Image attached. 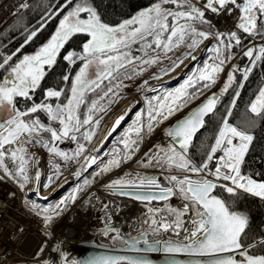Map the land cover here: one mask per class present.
I'll use <instances>...</instances> for the list:
<instances>
[{
    "label": "snow or ice",
    "instance_id": "obj_1",
    "mask_svg": "<svg viewBox=\"0 0 264 264\" xmlns=\"http://www.w3.org/2000/svg\"><path fill=\"white\" fill-rule=\"evenodd\" d=\"M165 4H174V7H165ZM30 7L28 0H24L18 5L17 11ZM65 8L67 10L59 18L51 36L34 51L24 52L18 56L24 46ZM206 9L217 13L227 11L229 14L238 9V29L253 36H264V0H200V3L193 0H155L131 16L120 19L118 23L105 22L91 0H76L74 4L70 3V0H63L58 7L48 8L43 13L39 27L25 29L26 39H23L14 50L0 52V70L3 72L0 78V103L11 105L8 118L0 120V169L14 179L21 189L32 181L35 190L39 188L41 170L37 164L35 174L32 176L29 173V166L30 162L36 164L40 157L34 153H26L25 144L35 138L36 143L43 144L49 153L64 157L65 160L69 159V155L79 157L88 148L87 142L92 141L93 133L96 131V125L99 123L96 114L107 107V102L115 97L116 94L112 93L111 89L120 87L119 81L113 85V80L122 72L134 74L142 71L132 63L146 62L141 56L133 54L135 43L139 42V51L145 53L147 50L155 51L151 49L153 43L157 47L162 46L167 52L170 47L186 42L187 50L171 61V67L174 68L185 57H191L195 61L197 56L193 55V52L197 45L210 35L216 37L206 48L211 54L210 57L204 59L203 66L193 67L181 85L175 89L157 86L154 95L145 96V108L136 112L132 124L122 134L124 139L120 140L117 137L111 152L105 153L108 156L106 161L102 160L100 155H84L80 166L73 173L77 178L82 177L81 182L76 183L52 204L31 201V207L43 217L45 225L59 215L69 201H74L79 191L92 182V178L103 175L130 159L140 147V141L146 132H151L160 122L168 120L186 103L201 95L202 90L210 88L223 66L236 56L232 47L234 44L240 46L241 36L236 30L211 31L212 25L206 18ZM204 26L208 30H205ZM74 33L87 34L89 38L84 40L79 52L70 50L64 56V60L70 65L77 59L82 60L75 75L71 77L70 87L67 85L70 77L65 74L62 77L63 86L46 88L44 98L40 102L32 101L29 106L27 101L31 100L46 71L56 63L62 46ZM165 36L167 39H164ZM258 47L257 52H254L253 47L243 49V55L255 58L250 59L249 64L243 68L233 64L220 92L209 94L199 105L166 128L164 131L167 143L155 145V150L149 149L144 153L147 159L141 158L139 161L140 164L160 169L165 165L169 169L177 167L189 174L164 176L169 185L165 187L156 173L125 172L109 180L106 185L111 192L135 196L143 201L169 197L174 189H178L177 195L185 201L183 207L167 206V211L176 216L174 222L170 223L165 219V214L159 208H148L146 213L148 221L144 230L138 232L136 236H129L108 223L107 211L104 217L105 224L102 230L105 236L110 232L115 233L110 237L113 245L119 241L120 244L116 246L136 249L139 252L158 251L165 255L158 261L148 256L120 255L114 252L66 259L67 251H61L55 264H117L118 261H128L130 264H264V238L253 240L252 243L247 242L249 216L247 212L236 208L235 204V201L245 193L264 198V171L257 173L255 170L244 169L245 154L249 150L250 142L253 141L252 127L251 125L238 127L230 123L228 118L252 70L251 66L255 65L257 60L264 59V44ZM157 58L155 55L150 56L147 62H154ZM93 65L95 75L89 71ZM163 71L165 69H161V73ZM236 71H239L243 78L234 85L235 94L225 106L224 111L228 115L222 117L214 142L210 144V150L202 158V162L196 161L190 158L189 145L193 142L197 130L205 125L206 114L215 115L214 109L220 102V94L227 91L229 85L236 80L234 75ZM105 79L108 80V84L102 85ZM193 86L195 90L189 91ZM105 87L107 93L104 91ZM94 89L101 95L95 96L93 93L94 99L87 105L81 119L80 106L85 103L86 92H93ZM16 97L25 98L22 110L17 107ZM53 98L55 103L51 102ZM62 98L65 101L63 103ZM248 107L252 113L264 115V87L259 88ZM37 110L47 114L48 123L42 122L35 114ZM123 115L122 113L115 118L113 128ZM57 122L59 126H53ZM41 132H49L50 140L40 137ZM133 133L135 135H130ZM66 140L75 142V149L58 146L57 141ZM117 142L122 144V147H115ZM96 151L97 148L89 149L90 153ZM218 152L219 154L215 156V165L211 167L210 161ZM6 158L11 160L12 167L5 162ZM93 164L97 165L95 170L90 176L85 174ZM54 168L55 171L49 173L43 184L45 190L52 184L53 176L60 175L61 166L55 164ZM225 192L230 199L222 198ZM39 195L37 192V196ZM157 213H160L158 218ZM185 213L192 219L189 226L181 231V218ZM168 228L178 233L179 238H155L157 233ZM149 233L153 234L152 237ZM141 241L143 248L140 246ZM177 253L200 254L206 258L180 259L175 255ZM36 255L39 257L40 252L38 251ZM35 264L54 262L52 259L42 261L38 259Z\"/></svg>",
    "mask_w": 264,
    "mask_h": 264
},
{
    "label": "trees",
    "instance_id": "obj_2",
    "mask_svg": "<svg viewBox=\"0 0 264 264\" xmlns=\"http://www.w3.org/2000/svg\"><path fill=\"white\" fill-rule=\"evenodd\" d=\"M75 2L76 0H70V3L72 4ZM91 2L93 6L97 8V11L101 14V18L104 19L105 22L118 23L120 19L131 16L140 8L146 7L150 3L155 2V0H91ZM28 3L31 5L30 8L26 10L20 9L19 12L16 10L8 21L3 24V26L0 24V52H9L14 50L23 42V39H26V36L24 35L25 29L27 28L31 30L33 27H39V20L43 13L47 11L48 8L58 7L60 3H63V0H28ZM66 10L67 8L63 9L60 13L53 17V19L50 20L45 27L37 33L33 40L26 44L22 51L17 55L20 56L24 52L34 51L39 44L44 43L51 36V33L55 31L59 18ZM198 27L201 26L198 25ZM204 27L207 29L206 26ZM236 31L241 36V46L247 41L248 37L243 32L239 30ZM87 38V34L74 33L69 40L66 41L57 56L56 63L51 69L46 71L45 76L41 79L40 85L34 90L31 100L27 101L29 106L32 101L40 102L44 98L46 88L57 85L63 86L64 82L62 81V77L65 74H68L70 77L67 82V85L70 87L71 77L79 68L82 60L77 59L75 63L70 65L68 61L64 60V56L70 50L79 52L82 49L84 40ZM240 46L234 44L232 51H236ZM139 48V42L135 43L133 45V54L141 56L146 62L148 57L155 55L151 54L152 51L148 50L145 53H141ZM164 52L165 51L162 52L163 55ZM243 59L244 57H239L236 59V62H241ZM132 63L139 68L147 65H144L145 63L139 64L136 61H133ZM251 67L252 70L249 72V75L244 82L240 96L237 97V103L233 106L232 113L228 115L224 109L230 102L232 96L235 94L234 85H236L238 81L243 78L242 74L239 72L234 73L236 80L232 85H229L227 91L220 95V102H218L216 108L214 109L215 115L209 113L205 116V125L199 129L193 137V142L189 145L190 158L202 162V158L205 157L207 151L210 150V144L214 142L215 133L218 131L219 123L222 122V117L224 115H228L230 123L236 124L238 127H245L248 125H251L252 127L253 141L250 142L249 150L245 154V162L243 165L244 169L246 171L255 170L257 173L264 171V115L260 113H252L248 107L251 99L255 98V95L258 93L259 88L264 87V59L257 60L256 64ZM138 75L139 72L134 74H126L122 72L116 80H113V85L119 81L120 87L118 89L113 87L111 92L116 93V91L123 86L126 80H132V78H135ZM2 76L3 72L0 70V78H2ZM107 84V79L102 81V85ZM194 90L195 86L189 89V91ZM104 91L106 93L108 92L106 87L104 88ZM204 91L205 90H202V92ZM93 93H95V96L101 95V93L96 89H94L93 92H86L85 103L80 106L81 119H83V114L87 105L91 103L92 99H94ZM108 95L110 96L111 93H108ZM61 102H65L63 98L61 99ZM24 106L25 98H18L17 107L22 110ZM35 114L40 115L41 113L37 110ZM39 136L43 139H49L47 132H41ZM32 140L35 142V146L45 147L41 143H36L35 138ZM5 162L9 165V167H12L10 159L6 158ZM161 182L164 183L163 180H161ZM217 193L220 194L219 192ZM222 198L230 199L226 192ZM235 204L236 208L246 210L250 216V226L247 229V242L251 243L255 239L264 238V198L259 199L252 195L243 194L235 201Z\"/></svg>",
    "mask_w": 264,
    "mask_h": 264
},
{
    "label": "built area",
    "instance_id": "obj_3",
    "mask_svg": "<svg viewBox=\"0 0 264 264\" xmlns=\"http://www.w3.org/2000/svg\"><path fill=\"white\" fill-rule=\"evenodd\" d=\"M23 2L24 0H0V24L5 22L18 8V5ZM193 2L200 3L197 0H193ZM235 11L236 14H231V16L226 11L227 16H230V18L222 20L221 23H214L208 17L206 18L211 21V24L217 29L228 32L232 31L237 25L239 10L237 9ZM256 44L258 46L260 44H264V36L257 38L254 41V45ZM204 53L207 55L206 58L211 55L207 51ZM238 66L239 68H243L245 64H238ZM185 79L186 78L177 80L176 84L172 88L171 86H166L165 81L159 83V85L162 86V88L175 89L181 85ZM163 125V122L156 125V127L153 128L154 137H151L152 140L156 142L166 144L167 140L165 139V134L162 131ZM53 126L58 127V122ZM147 141L150 140L144 135L141 148L147 146ZM74 143L75 142L71 140L63 142L57 141L60 148L67 149H72ZM26 153H34L40 157L36 164L30 162L29 166V173L32 176L35 174L37 164L41 170L38 189L33 190L35 188V184L32 181H30L24 189H21L14 179L0 169V196L8 202L4 209L0 208V226L4 229V233L1 234L0 238L6 242V244L1 245L0 264H10L12 262L33 263L38 259L41 261L43 259H52L55 264V262L59 260L60 252L65 251V234H61L65 233V213L68 211L70 205L76 203L79 199H81L80 202L83 203L84 200L88 198V194L86 191L81 194L79 198H76L74 201H70L66 209L64 207V209L60 211L59 215L53 217V219L45 225L43 217L31 207V201L52 204L59 200L60 196L64 195L68 189L73 188L76 183L81 182V178H78L73 183H67V179H65V174L71 171V168H69L71 155H69L68 160H65L64 157L49 153L47 148L43 149L38 147H28ZM218 154L219 152L214 154L212 161H210L211 167H214L215 156ZM54 157L57 159V164L61 166L60 175L58 177L53 176L52 184L47 190H45L43 187L44 182L47 180L49 173L55 171V163L53 161ZM136 170L139 173H142L146 169ZM158 170L164 172L167 171L160 168H158L157 171ZM167 172L172 173V175L177 174L176 171ZM158 174L164 177L163 174ZM1 184H4L5 186L2 187ZM30 192H32L31 195H29ZM37 192H39V196H37ZM134 202L140 207L143 205L142 203L136 201ZM93 236L95 237L87 239L97 240L98 242L108 244V240L101 239L99 236L97 237V235ZM257 248L259 250V245H257ZM38 251L40 252L39 257L36 255Z\"/></svg>",
    "mask_w": 264,
    "mask_h": 264
},
{
    "label": "rangeland",
    "instance_id": "obj_4",
    "mask_svg": "<svg viewBox=\"0 0 264 264\" xmlns=\"http://www.w3.org/2000/svg\"><path fill=\"white\" fill-rule=\"evenodd\" d=\"M165 7H174V4H165L164 5ZM8 20H6L5 22H7ZM2 23L1 26H3ZM212 25V24H211ZM198 26V25H197ZM237 29V28H236ZM205 30H207L205 28ZM211 31L215 32L217 31V28L212 25V28H211ZM167 39V37H166ZM216 39L215 36H212L210 35L209 37H206L204 38L199 45H197L195 51L193 52V55H196L197 56V65L199 66H203V61L204 59L207 57V55L205 53H201V50H206L207 46L212 44V42ZM256 39L254 38H249L247 39V41L245 42V46L244 45H241L236 51H234V53H238V52H241L243 49H245L247 47V45L249 47H253L254 49V52L259 50V47L258 45H254V41ZM185 50H187V43L186 42H183L181 43L180 45H176L175 47H170L169 50L167 52H164V55L162 54V50L158 53L156 51V53H151V54H155V56H157V60H155L154 62H146L144 65V67H140L142 69V71H139V75L135 78H132V80H126L123 84V86L116 91V95L114 98H112L110 100V102H107V107L103 108L101 112L97 113L96 115L98 116V119H99V123L96 125V131L93 133V138L92 140L95 138V135H97V132L98 130L100 129V125L102 124V121L103 119L108 116L112 111H114V109L120 105L121 101H123V99H125L127 96H129L131 93H135L137 91H140V89L142 87H145V85L149 84L150 82L156 80V79H161V78H168L170 77V75H172L175 71H173L177 66L181 65L183 62H185V66H186V63L189 62L191 59V57H185L180 63L176 64V66L173 68L171 67V61L174 57H177V56H180L181 53H183ZM188 51H192V50H188ZM142 55V54H141ZM200 56V57H199ZM237 56V55H236ZM234 56L231 60H229L228 62L230 61H234V58L236 57ZM246 56V55H244ZM238 58V57H236ZM227 62V63H228ZM195 65V67L197 66ZM233 65V63H232ZM232 65H230L227 69V71L225 72V75L223 73L222 77L219 78L218 81L215 80L214 83H212L211 87L208 88L207 90H205L204 92H202L201 95H198L195 97V99H192L190 102L186 103L185 106L180 109L179 111L175 112L171 117L168 118V120L165 121V126H163V130H165L166 128H168L170 126V124L178 117H180L181 115L185 114L189 108H191V106L197 101L199 100L201 97L203 96H208L209 94L211 93H218L220 92V89L224 86V83L227 79V76H228V72L232 69ZM161 69H165V71H163V73H161ZM170 69V70H169ZM183 69V68H182ZM177 70V69H176ZM90 73L92 75H95V66H91L90 68ZM190 72H191V69H190ZM155 74V75H154ZM222 74V72H221ZM220 74V76H221ZM176 75V74H175ZM173 76V75H172ZM217 79V78H216ZM224 93V92H223ZM221 93V94H223ZM155 94V93H154ZM152 94V95H154ZM220 94V95H221ZM10 108H11V105L7 104V103H0V120H6L8 118V116L10 115ZM131 108H134V107H131ZM123 112V111H122ZM122 112L118 113L117 116H120L122 114ZM128 112V108H125L124 109V114ZM116 116V117H117ZM115 117V118H116ZM135 117V116H134ZM115 118H111V121H112V125L113 123H115ZM121 121V120H120ZM120 121L118 124H116V126H119L120 124ZM133 122V117L131 118V121L129 122V124H127V126H124V129H119L118 130H115V132H113L112 134L109 135L110 137V140H112L113 144H114V141H117V137L120 138V140H123L124 139V136L122 135L124 132H125V129H127ZM163 122V121H162ZM162 122H160L159 124H161ZM124 123V122H122ZM121 123V124H122ZM120 124V125H121ZM111 125V130H114L115 128H113ZM118 128V127H117ZM165 132V131H164ZM130 135H135L134 133L133 134H130ZM145 136L147 139H149L150 141H147V146L146 147H143L141 148V144H142V140L140 141V147L134 152V154L132 155V157L124 162H128L129 163V166L130 167H133L134 169H149V170H154L156 167L152 166V165H144V164H140L139 161L141 160V158H144V159H147L146 157H144V153L147 152L149 149H153L155 150V145L157 144H161L160 142H156L154 140H152V137H154V132H153V129L151 132H146L145 133ZM92 141H88L87 144H90ZM119 143V142H118ZM120 144V143H119ZM35 145V142H33V140H29L26 144H25V151H26V148L28 146H34ZM122 145V144H121ZM117 146V144L115 145ZM7 147V146H5ZM13 147H15V145H13ZM76 147V144L72 147V149H75ZM118 147V146H117ZM121 147V146H120ZM80 157V156H79ZM79 157H72L71 156V162L69 164V168L73 169L75 167V164L76 162L79 160ZM108 157L104 158L103 160H107ZM135 169V170H136ZM164 170H168V171H176L177 174L176 175H180V174H189L187 172H185L184 170L182 169H179L177 167H173L171 169H169L167 167V165H165V167L163 168ZM125 172H130L132 174H135V173H138V172H131L128 168H123L122 170L121 169H116L114 170V168H111L108 172L104 173L103 175H97L96 177L92 178V182L90 184H88L86 187L82 188L78 195H77V198L78 196L81 195V192L85 191L88 189V186L91 187V185L95 184L96 182H101V184L103 185H107L108 184V181L117 177V176H120V175H123ZM144 172V171H143ZM142 172V173H143ZM70 180V179H69ZM161 181V180H160ZM95 182V183H94ZM165 183V181H163ZM68 183H71V181H69ZM162 183V182H161ZM90 189V188H89ZM87 191V196H88V200L90 199V196H91V192ZM254 196V195H253ZM181 197V196H180ZM182 198V197H181ZM259 198V197H258ZM263 199V198H262ZM80 200V199H79ZM89 203V202H88ZM108 203V199L106 197H101L100 201H99V205H98V209L96 211V215L95 217H101L102 214H103V208L107 205ZM164 204V205H163ZM162 204L163 206V210L165 212V214L167 216H169L170 218L176 220V216L174 213L172 212H168L167 211V206L168 205H171L172 208H182L180 206H178L177 204H175L173 201H166ZM68 206V204L65 206V208ZM148 208H154L153 206L151 205H142L140 207V210H141V220H142V224L146 226V222L148 221L147 219V210ZM71 209V210H70ZM73 208H69L68 211L65 213V219H69L68 221L70 222L69 224H66L68 225V227H70L71 223L74 222L75 224L77 223V227L79 226V222H77L76 219H73ZM68 216H67V215ZM188 216L189 214L185 213L183 215V217L181 218V224H182V227L185 225L186 223V220L188 219ZM76 220V222L74 221ZM81 226V225H80ZM66 227V226H65ZM93 228L87 230L84 235L81 237V238H93L95 236L93 235H97L94 233V230H92ZM115 233L114 232H110L108 236H103L104 239L108 240V243L109 244H112V241L110 240V237L112 235H114ZM152 233H149V236L152 237ZM170 235V236H169ZM98 237V235H97ZM159 237V233L156 234V237L155 238H158ZM165 237L166 238H179V235L177 234H173V233H165ZM80 238V239H81ZM65 239L68 240V237L66 235V232H65ZM116 243H119V241H117ZM73 256H70L68 259H71L73 258Z\"/></svg>",
    "mask_w": 264,
    "mask_h": 264
},
{
    "label": "bare ground",
    "instance_id": "obj_5",
    "mask_svg": "<svg viewBox=\"0 0 264 264\" xmlns=\"http://www.w3.org/2000/svg\"><path fill=\"white\" fill-rule=\"evenodd\" d=\"M231 7V6H230ZM233 15L236 14V11L231 13ZM230 14V16H231ZM206 17L211 19L214 23H221L222 20H227L230 18V16H227V12L224 11L223 13H217L213 12L211 10L206 9L205 11ZM227 65L223 67V69H226ZM185 66V62H183L181 65L177 66L173 71H175L172 75L177 74V72L180 71L181 68ZM177 69V70H176ZM170 75V76H172ZM220 72L217 74V80H219ZM136 104L138 105H143V96H142V91H138L135 93H131L129 96H127L123 101H121L120 105L117 106L114 111H112L108 116H106L102 124L100 125V129L97 132V135H95V138L92 140L90 144H88V148L84 150V152L80 155L78 162L76 163L74 169H72L70 172L65 174V179H67V183L71 181V183L75 182L78 178L73 175L75 170L80 166V162L83 160L84 155H100V158L103 160L104 158L108 157L105 153L111 152V150L114 147V144L112 140H110L109 135L115 132V130H111V125L112 121L111 118H115L118 113L122 112L125 108H131L134 107ZM127 119V117H126ZM125 123V121H123ZM123 127V123L120 125ZM119 126V127H120ZM118 127V129H119ZM120 127V129H124ZM116 129V130H118ZM126 130V129H125ZM98 146V147H97ZM116 147V146H115ZM92 148H97V151L95 153H90L89 149ZM97 167L96 164H93L90 166L86 173L87 175H91V172L95 170ZM116 169H123V168H128L131 172H137L133 167L129 166L128 162H122L119 164ZM144 172H157L160 174H163L164 176L166 175H172V173L167 172V171H157V170H145ZM70 179V180H69ZM2 187H4V184H1ZM67 185V184H65ZM91 192L90 199L88 200V205L84 206L78 200L76 203L70 205L69 208H73V219H76L77 222H79V226L77 227V223L75 224L74 222L71 223L70 227L68 225L70 222L65 219V232L68 237V240L65 239V251H68L72 245H76L81 239L84 233L91 229V228H98L101 225H103L102 222L105 223V212L107 211L109 213L108 216V222L118 224L120 226L121 232L124 234H130L133 231L137 230H142L144 229L145 225L142 224L141 220V210L140 206L135 203L134 201L131 200H125L115 194L114 192H111L108 190L106 185L101 184V182H96L94 185H92L89 189ZM85 195V194H84ZM106 197L108 199L107 207L103 208V214L101 217H95L96 211L98 209L99 201L101 197ZM98 198V199H97ZM175 204H177L180 207H183V203L185 202L183 198L180 196L176 195L172 198V200ZM7 201L0 196V208L4 209L5 206L7 205ZM151 206H153V209L159 208L162 213L165 214L162 206V202H152L150 203ZM164 205V204H163ZM71 210V209H70ZM67 215V214H66ZM160 213H157V218L159 217ZM68 216V215H67ZM148 219V217H147ZM165 219L169 220V222H174L175 220L170 218L165 214ZM192 219V217L189 215L188 219L186 220L185 225L181 228V231L183 228H187L189 226V221ZM76 220H74L76 222ZM81 225V226H80ZM60 230V229H58ZM4 233V229L2 226H0V236L1 234ZM165 233H173L177 234L171 230V228H168L166 230H163L161 233H159L158 238H166ZM65 234V233H61ZM170 236V235H169ZM81 238V239H80ZM6 244V242L0 238V250H1V245ZM73 253H68V257L73 256Z\"/></svg>",
    "mask_w": 264,
    "mask_h": 264
},
{
    "label": "water",
    "instance_id": "obj_6",
    "mask_svg": "<svg viewBox=\"0 0 264 264\" xmlns=\"http://www.w3.org/2000/svg\"><path fill=\"white\" fill-rule=\"evenodd\" d=\"M147 93H150V90H148ZM206 97L207 96H204L200 100H198L190 108V110L193 109V108H195L197 105H199L204 99H206ZM183 116H180L179 118L175 119L172 122V124H174L176 120L180 119ZM198 131H199V129L197 130V132ZM196 133L194 134V136L196 135ZM116 194L119 195V196H121L122 198L133 199V200L140 201V202L151 203L153 201H155V202L166 201V200H168L169 198H171L173 196L174 192L169 197H165V198H161V199L153 198V200H151V201H143V200L139 199L138 197L129 196V195H126V194H120V193H116ZM86 204H87V202H85V205ZM238 209L247 212L246 210H243V209H240V208H238ZM248 216H249V213H248ZM249 222H250V216H249ZM110 224L113 226V228H117L118 227L120 229V226L118 224H115V223H110ZM103 226H104V224H103ZM103 226H100V227H98V228L95 229V231L96 232H99L102 236H104V233H103V230H102L103 229ZM143 230L144 229L139 230L138 232L143 231ZM138 232L135 233L134 235H129V236H136L138 234ZM119 244L120 243H118L116 245H119ZM116 245H114V246H107V245H104V244H99V243H97L95 241H88V240L81 239L76 245H72L70 247V249L68 250V253H73L74 254V257L73 258H84V257H88V256L93 255V254H102V253L114 252V253H119L120 255H142V256H148L149 258H151L153 260H157V261L160 260L165 255L164 253L158 252V251H153V252H139L136 249L119 247V246H116ZM140 246H141V248H143V241L140 242ZM175 255L178 258H180V259H191V258L201 259V258H206L205 256L200 255V254L190 255V254H187V253H177ZM120 263L130 264V262H128V261H118L117 262V264H120Z\"/></svg>",
    "mask_w": 264,
    "mask_h": 264
},
{
    "label": "flooded vegetation",
    "instance_id": "obj_7",
    "mask_svg": "<svg viewBox=\"0 0 264 264\" xmlns=\"http://www.w3.org/2000/svg\"><path fill=\"white\" fill-rule=\"evenodd\" d=\"M82 15H86V13H82ZM89 38V37H88ZM164 39H165V37H164ZM66 43V42H65ZM151 49H155V51H152V52H160L161 50L162 51H164L163 50V48H162V46L161 47H157V45L155 44V43H153L152 45H151ZM148 51H151V50H148ZM75 75V73L72 75V76H74ZM18 98H20V97H16V100L18 99Z\"/></svg>",
    "mask_w": 264,
    "mask_h": 264
}]
</instances>
